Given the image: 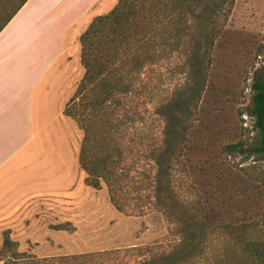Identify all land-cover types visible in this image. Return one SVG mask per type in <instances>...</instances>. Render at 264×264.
Wrapping results in <instances>:
<instances>
[{"label": "trees", "instance_id": "1", "mask_svg": "<svg viewBox=\"0 0 264 264\" xmlns=\"http://www.w3.org/2000/svg\"><path fill=\"white\" fill-rule=\"evenodd\" d=\"M27 1L0 0V32ZM234 2L118 0L80 36L84 73L63 114L83 133L77 162L86 185L97 190L105 186L119 212L150 206L178 229L175 249L141 264H264V235L245 224L224 227L219 235L223 250L212 251L209 260L200 262L217 238L207 217L175 188L176 169L185 166L187 136L206 89L211 52ZM169 63L185 78L164 101V92L158 91ZM249 79L251 95L244 113L253 119L257 142L254 148L229 145L225 151H239L247 158L259 155L264 163V62ZM147 105L159 124L153 131L139 129L150 112ZM262 221L264 229V213ZM15 246L5 232L0 261L36 264Z\"/></svg>", "mask_w": 264, "mask_h": 264}, {"label": "rangeland", "instance_id": "2", "mask_svg": "<svg viewBox=\"0 0 264 264\" xmlns=\"http://www.w3.org/2000/svg\"><path fill=\"white\" fill-rule=\"evenodd\" d=\"M114 6L94 8L86 19L90 24ZM76 39L65 57L66 65L61 67L65 105L84 73ZM211 59L206 89L187 136L185 166L178 167L175 174L177 194L207 217L209 230L217 238L202 256L203 263L212 251L223 250L219 235L224 227L254 225L264 235L262 158L225 151L229 145L254 148L257 142L253 119L244 110L251 95L249 78L264 62V0H235ZM184 78L174 64L164 65V86L158 94L164 92L165 101ZM62 111L59 136L42 137L40 193L20 201L14 209H18L16 215L0 217V258L5 232L16 243L17 253L36 264H141L175 249L178 229L160 212L150 206L119 212L110 203L105 186L97 190L86 185V175L77 162L83 133ZM145 117L139 129L159 127L151 108ZM47 171L50 175L45 179ZM233 258L240 260L238 255Z\"/></svg>", "mask_w": 264, "mask_h": 264}, {"label": "crops", "instance_id": "3", "mask_svg": "<svg viewBox=\"0 0 264 264\" xmlns=\"http://www.w3.org/2000/svg\"><path fill=\"white\" fill-rule=\"evenodd\" d=\"M117 2L28 0L0 32V217L40 193L42 137L59 136L67 102L62 64L90 12Z\"/></svg>", "mask_w": 264, "mask_h": 264}]
</instances>
